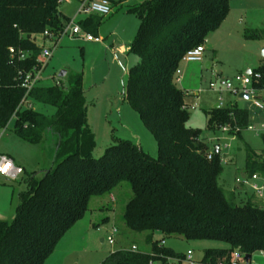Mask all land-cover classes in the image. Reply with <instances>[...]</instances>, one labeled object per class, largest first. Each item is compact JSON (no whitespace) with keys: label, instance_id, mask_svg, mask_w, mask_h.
<instances>
[{"label":"trees","instance_id":"1","mask_svg":"<svg viewBox=\"0 0 264 264\" xmlns=\"http://www.w3.org/2000/svg\"><path fill=\"white\" fill-rule=\"evenodd\" d=\"M229 1L142 0L127 9L139 24L126 56L138 61L126 70L123 93L153 136L156 156L128 139L113 137L94 158L95 137L87 124L81 73H72L66 87L56 81L33 86L26 94L21 86L23 76L40 67L37 36L45 30L58 34L71 21L59 9L63 0H0V127L13 120L18 138L31 144L48 142L52 160L47 171L18 181L23 189L17 192L14 216L0 220V264H43L83 217L90 199L110 194L122 182L131 191L121 213L124 229L145 232L150 249H114L101 264H168L183 255L160 245L171 235L224 244L204 249L200 264H227L233 250L250 257L264 252V205L227 194L219 184V148L209 151L199 130L186 125V94L177 85L183 55L221 24ZM91 15L77 24L86 27ZM260 35L259 30L243 32L249 40ZM250 72L260 74L254 85L262 86L264 58ZM205 115L210 130L237 125L235 138L243 139L247 109L232 103L212 107ZM244 146L246 172L264 173V148Z\"/></svg>","mask_w":264,"mask_h":264},{"label":"rangeland","instance_id":"2","mask_svg":"<svg viewBox=\"0 0 264 264\" xmlns=\"http://www.w3.org/2000/svg\"><path fill=\"white\" fill-rule=\"evenodd\" d=\"M124 1L133 2V0ZM76 7V1L64 0L59 9L74 19V23H78L86 15L79 14L73 18ZM124 13L125 10L118 6L113 9L112 14L100 20V43L84 39L87 31L82 26L78 35H72V25H70L53 49L51 57L34 84L35 87H47L58 81L61 86L66 87L72 73H81L87 124L95 137V147L92 150L94 158L102 155L105 148L113 142V137L128 139L133 143L139 141L145 153L152 157L156 156L153 136L144 127L138 114L129 106L123 93L126 70L138 61L137 57L126 56L122 49L125 40L123 38L127 26L130 29L127 22H139V19L133 15H126L125 19L121 18ZM117 17L123 22L109 23V20ZM246 29L259 30L260 38L245 39L243 32ZM36 40L39 45L43 44L47 47L53 45L52 41H43L38 36ZM203 46L202 60L182 61L177 73L178 87L189 93L187 98L189 119L186 125L199 130L200 137L204 139L209 151H213L214 147L218 146L223 166L219 184L227 194L235 189V195L240 194L238 197H242L245 194L238 191L235 178L246 171L244 145L247 143L259 150L263 148V142L258 135L248 130L244 131L243 140L236 139L220 128L210 130L207 127L205 111L216 103H219L220 107L236 103L239 107L250 110L254 122L264 121V112H254L250 99H241L236 94L226 91L220 93L209 88V83L215 79L232 80L235 75H244L247 70L255 69L261 64L263 59L261 51L264 48V0H230L226 17L216 29L206 33ZM61 70H66V75L59 78L58 74ZM12 127L13 120L8 122L6 128L0 127V152L10 154L14 161L24 168V173L17 180H7L0 175V220L7 221H11L14 216L18 202L17 192L23 189V185L18 182L21 176L26 177L31 173L41 174L44 168L47 169L51 164V149L48 142L28 143L18 138L13 133ZM130 194L128 183L122 182L110 194L92 197L83 217L64 233L43 264H100L102 259L114 249L135 245L137 249L149 250L150 245L146 243L145 232L128 231L127 234L124 231L121 213ZM103 217L109 219L107 224L109 228L94 233L106 238L112 233L111 223L116 222L113 226L117 231L112 233L114 243L109 244L106 241L101 244L97 238L84 252L76 251L83 246L80 236L87 221L101 223ZM88 229L93 231L90 226ZM154 236L161 237L159 232H155ZM164 242L165 246L171 247L179 254L191 250L195 259H200L206 248L224 247L221 242L187 240L177 235L164 237ZM239 264H264V252H255L249 261L243 259Z\"/></svg>","mask_w":264,"mask_h":264},{"label":"built area","instance_id":"3","mask_svg":"<svg viewBox=\"0 0 264 264\" xmlns=\"http://www.w3.org/2000/svg\"><path fill=\"white\" fill-rule=\"evenodd\" d=\"M64 1V0H63ZM111 12L110 0H81L77 2V7L75 11L76 15H99L106 16ZM72 25L71 33L72 35H78L80 32V26L77 23H74V19L68 23V25L62 29L58 34H54L48 30H45L40 36H38L43 41L50 40L53 42L52 47H47L45 45H40L41 50L37 57L38 62L40 63L39 69L34 71L27 72L21 81V86L25 88L26 94L31 90L36 81L39 79L41 70L47 64L49 58L52 55L53 49L58 45L60 38L64 33H66L67 28ZM84 39L93 42H100L101 37L94 36L89 32H85ZM204 51L203 43L197 45L191 50L187 51L182 59V61H201L202 53ZM11 54L14 53L13 48H9ZM179 69L177 70L178 73ZM260 79V74L258 72H250L249 74H237L234 78L224 79L218 78L209 83V88L216 90L218 92H230L238 95L239 93H245L248 96V99L251 100L252 107L260 112H264V84L257 87L254 83L258 82ZM178 80V77H177ZM26 105H29L28 103ZM187 108V105H185ZM193 107V106H191ZM222 131L232 134L233 137L236 136V132L240 130L237 125L230 126L229 124H224L219 127ZM244 130L254 132L256 135L262 137L264 142V121L258 123L249 122ZM207 158H211V152L207 154ZM23 173V168L19 165H16L11 158L5 154H0V175L4 176L7 180H17L19 176ZM236 187L241 190L243 193L252 194L257 200L264 205V173L245 172L240 176L235 178ZM116 228L112 227V233L116 232ZM112 233L108 234L106 241L109 244L114 243V238ZM165 242L162 240L160 245H164ZM132 250H137L135 245L131 246ZM244 254L238 250H233L230 253L227 264H239L241 260L244 259ZM200 264L201 259H195L193 257V252L188 250L186 253H183L182 257H176L169 260L168 264ZM153 264V263H151ZM218 264H223L219 262Z\"/></svg>","mask_w":264,"mask_h":264},{"label":"crops","instance_id":"4","mask_svg":"<svg viewBox=\"0 0 264 264\" xmlns=\"http://www.w3.org/2000/svg\"><path fill=\"white\" fill-rule=\"evenodd\" d=\"M140 1H142V0H133V2L132 3H127L126 1H124V0H119V1H116V0H110V4H111V12H110V14H112V12H113V9L115 8V7H120V8H122V9H124L125 10V13H124V15L123 16H120L121 18H123V19H125L127 16L126 15H131V14H129L128 12H127V9L131 6V5H133V4H136V3H139ZM110 14H108V15H110ZM107 16V15H106ZM88 17V15H86V17L85 18H87ZM102 18H104V16H97V15H95V14H92L91 15V18H89V20H87V22H86V27H84V29L86 30V31H88V32H90V34H92V35H94V36H100L99 35V23H100V20L102 19ZM113 22V24L114 23H116V22H123V20H119V18L117 17V18H113L112 20H109V23H112ZM127 23H129V25H130V29H129V27L127 26V32L125 33V36H124V38L123 39H125L124 41H123V47H122V49H123V51L125 52V54H126V51H127V49H128V46H129V44L131 43V41H132V39H133V37H134V35H135V32H136V30H137V27H138V24H139V22L138 23H136V22H134V21H128ZM128 25V24H127ZM101 37V36H100ZM120 38H121V36H120ZM122 39V40H123ZM90 42H93V41H90ZM126 42V43H125ZM94 43H100V42H94ZM263 58V57H262ZM219 74L221 73L220 71L218 72ZM184 92H185V94H186V96H185V104L187 105V98H188V96H189V93L186 91V90H184V89H182ZM212 107H214V105L212 106ZM218 107H220V106H218ZM246 109V108H245ZM254 109V108H253ZM248 110V112H249V122H254L253 121V119H252V114H251V112H250V110L249 109H247ZM254 112H257V113H261L260 111H257V110H255L254 109ZM254 123H257V122H254ZM245 131V130H244ZM244 131L242 132V137H243V133H244ZM251 132V131H250ZM258 137H260V136H258ZM261 138V140H262V142H263V139H262V137H260ZM243 140V139H242ZM136 144H139L140 146H141V144H140V142L138 141V143H136ZM249 145V144H248ZM263 148H264V142H263ZM262 148V149H263ZM143 149V148H142ZM262 149H259L258 151H260V150H262ZM0 154H5V155H7L9 158H11L12 159V161L16 164V165H19V166H21V164H19V163H16L15 161H14V159H13V157L10 155V154H8V153H1L0 152ZM22 167V166H21ZM23 168V167H22ZM45 169V168H44ZM23 171H24V168H23ZM246 172V171H245ZM235 189L234 190H231V191H229V192H233V193H235ZM238 191L239 192H242L241 190H239L238 189ZM238 192V193H239ZM245 195L244 196H240V197H238V198H248V197H250V198H252L254 201H256V202H260L259 200H257L252 194H250V193H244ZM240 195V194H239ZM238 196V195H237ZM261 203V202H260ZM111 211H112V207H111ZM113 212V211H112ZM78 223V222H77ZM76 224V223H75ZM107 224H109V219L107 218V217H103L102 218V220H101V223H97V222H95V221H91V220H89V221H87V223L85 224V228H84V231H83V233H82V235L80 236L81 237V243L83 244V246H82V248L81 249H77L76 251H78V252H84L85 251V249L87 248V246H91V245H93L94 244V240L95 239H97V238H99V240H100V243L101 244H104L105 242H106V238H104V237H102L101 235H98V234H95L94 232H102L104 229L105 230H107L109 227H108V225ZM116 224V222H114V223H111V228L113 227V225H115ZM107 225V226H106ZM89 226L93 229V231L91 230V229H88L89 228ZM73 227V226H72ZM107 228V229H106ZM125 231V230H124ZM127 234H128V232H126ZM107 237V236H106ZM123 237V236H122ZM108 255V254H107ZM106 255V256H107ZM105 256V257H106ZM104 257V258H105ZM103 258V259H104ZM102 259V260H103ZM102 262V261H101ZM101 264V263H100Z\"/></svg>","mask_w":264,"mask_h":264},{"label":"water","instance_id":"5","mask_svg":"<svg viewBox=\"0 0 264 264\" xmlns=\"http://www.w3.org/2000/svg\"><path fill=\"white\" fill-rule=\"evenodd\" d=\"M261 56L264 58V48L262 49V51H261ZM208 65V64H207ZM250 73V70H247L246 71V74H249ZM66 75V70H61L60 72H59V74H58V77L60 78V77H63V76H65ZM237 97L238 98H241V99H248V96H247V94H245V93H239L238 95H237ZM219 106V103H216L215 105H214V107H218ZM217 150H218V146H215L214 147V151L215 152H217ZM53 159V158H52ZM52 161V160H51ZM50 161V162H51ZM51 165V164H50ZM48 169V168H47ZM47 169H44V171H47ZM43 172V171H42ZM249 258H250V255H248V254H246L245 256H244V260L245 261H248L249 260Z\"/></svg>","mask_w":264,"mask_h":264}]
</instances>
